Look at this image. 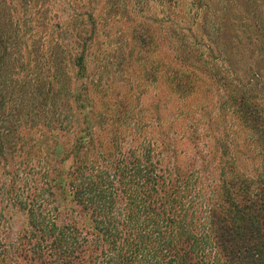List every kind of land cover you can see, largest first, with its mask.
Returning <instances> with one entry per match:
<instances>
[{"label": "trees", "instance_id": "1", "mask_svg": "<svg viewBox=\"0 0 264 264\" xmlns=\"http://www.w3.org/2000/svg\"><path fill=\"white\" fill-rule=\"evenodd\" d=\"M66 1L72 7L61 24L64 18L53 13V6L67 7L60 1L0 0V264H19L20 257L24 264H264V169L254 177L240 172L222 141L220 154L228 168L222 169L212 195L208 191L209 197L202 198L192 187V171L161 168L152 141L125 148L126 135L143 127L137 125L140 112L133 117L131 97L139 96L148 81L147 58L162 38L183 66L207 75L223 92V97L218 94L220 109L233 110L257 137L264 156V105L252 80L256 71L249 68L246 80L225 68L231 66L228 60L210 64L207 54L191 44L196 37L180 39L169 27L158 40L159 31L144 16L157 11L154 6L163 9V0H96L104 16L118 8L116 25L137 18L127 47L128 57L136 53L139 70L131 86L125 77L123 90H112L110 80L102 82L100 75L86 84L83 73L96 43L93 37L110 24L101 17L100 26L91 11L84 12L85 0ZM223 1L227 33L219 24L215 35L230 43L246 39L244 52L254 54L258 39L246 31L239 34L237 22L256 17L247 26L257 32L264 14L258 17L252 9L261 4ZM47 5L48 22L43 14ZM193 5L198 12L209 6L204 0ZM40 29L45 33L37 41ZM64 34H71L70 41ZM104 62L100 56L98 63L107 67ZM32 63L42 67L37 83L15 80ZM73 63L76 74L69 77L67 65ZM175 75L174 91L192 94L195 74ZM21 212L27 226L13 240Z\"/></svg>", "mask_w": 264, "mask_h": 264}, {"label": "rangeland", "instance_id": "2", "mask_svg": "<svg viewBox=\"0 0 264 264\" xmlns=\"http://www.w3.org/2000/svg\"><path fill=\"white\" fill-rule=\"evenodd\" d=\"M45 1L48 3V0ZM57 1H60L63 5L67 4V7L63 10L53 6L57 10L53 11V13L55 15L58 14L62 19L64 18L61 21V24H63L70 11L66 10L72 6L66 0ZM85 1L87 5H81L84 12L91 11L90 13L98 19L97 22L100 23L99 18L102 17L101 19L108 21L110 24L106 26L103 24L104 28H100L101 32L93 37L96 43L89 59H87V71L83 73L86 76V84L91 82V76L95 77L96 82L100 75L102 82H106V79L110 80V84H113L111 86L112 90H123L122 84L126 85L125 77L128 80L127 85L131 86L134 84L133 80L138 75L139 70V65L136 63V53L133 54V57H128L131 50L127 47L131 42L132 22L137 18L130 16L125 23L116 25L115 19L119 21L117 19L119 12L117 7L114 6L109 11V16H104V7L98 6L96 0ZM163 1V9L159 6H154L157 11L153 10V14L145 12L146 16H144L159 31L157 39L159 40L166 27H169L179 35L180 39L184 36L187 39L196 37L193 42L190 41L191 44L196 46L194 49H200V54H207L208 59L206 61L210 64L215 63L217 59L220 61H223V59L228 60L231 66L225 67V64H222V67L229 70L232 69L241 79L246 80L248 79L246 72L248 73L249 68H253L256 71L254 79H252L253 84L255 89L257 87L259 101L264 105V47L262 44L264 43V19L259 22L261 29L257 32H255L256 29L253 27L251 31L248 30L247 26L248 24L253 26L257 22L256 17L249 22L244 20L243 24L240 20L237 22L239 34L246 31L255 35L258 39V42L255 41L254 43V54H252L251 51L244 52L246 49H243L242 46L249 44L246 39L241 40L243 41L242 45L237 43V41L230 43L228 40H221L215 35L219 24L223 25L224 32L227 33L224 26L226 21L223 23L221 20V17H223L222 10L224 9L221 3H225L223 0H204L205 4H209L208 9L200 12L195 10L193 5L195 0ZM256 1L259 2V5L261 4V8L259 9L256 6L252 11L260 17L261 11L264 14V0ZM20 12H23V10L20 9ZM254 13L252 16H254ZM43 14L47 18L46 22H48V5L45 7ZM113 18L114 20H112ZM155 18H158L160 24L152 23ZM262 18H264V15ZM84 19L86 18L84 17ZM44 21L45 19L42 23ZM201 22H204L203 24L205 25L204 33L206 38L204 39L203 33L199 29ZM163 23L164 27L162 26ZM101 25L102 23H100ZM162 28H164L163 32ZM39 31L41 34L37 31V41L45 33L43 29ZM231 35L233 36V31ZM70 37L71 34H69V37L68 35L65 36L68 41H70ZM160 41L157 51L148 55L146 66L149 69L148 72H150L147 76L148 81L142 83L140 97L137 93L131 97L134 110H136L133 117H137L139 111L140 116L137 125H142L143 127L137 130V134L130 132L126 135L128 143L125 148L135 149L143 139L152 141L156 145L161 168L174 169L180 167L181 170L192 171L195 176L194 182L196 183L192 187L202 195V198L205 196L209 197V192L212 195L213 190L219 186L222 169L225 168L227 170L228 168L220 154L219 143L222 141L226 142L231 150V156L236 159V166L240 172L243 171L254 177L257 174L256 171L264 169V156L257 137H254L251 131L243 126L238 116L233 113V110L224 111L220 109L221 103L218 94L223 97V92H217L216 86H214L207 75H203L193 70V68L183 66L176 53L170 47L171 45L162 42V38ZM64 56L66 57L68 54ZM100 56L105 60L104 63H108L107 67H103L98 63ZM32 64L34 67L24 70L23 76L19 73L15 80L16 78L18 82H29L30 80L32 86L34 85L33 81L37 83V80L40 79H37V74L40 73L42 67L35 66V63ZM67 67L69 77L76 74L74 63L67 65ZM175 72L195 74V77L193 76L191 79V84L195 87L192 94L183 96V94L179 95L174 91L172 82L175 81ZM83 80H77L76 84L82 86ZM197 80H200L199 83ZM180 83L187 87L186 78L180 79ZM106 87H108V84H106ZM29 103L30 99L26 101V105H29ZM22 135L25 136L24 132ZM36 136L40 137V139H45L39 134ZM252 139H254V142L251 147H247V144ZM18 217L11 231L13 240L27 226V216L21 212L18 213ZM18 262L19 264H24L25 260L20 257Z\"/></svg>", "mask_w": 264, "mask_h": 264}]
</instances>
